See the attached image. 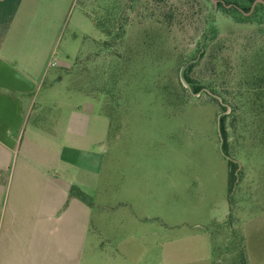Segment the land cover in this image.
Here are the masks:
<instances>
[{
  "label": "rangeland",
  "instance_id": "rangeland-1",
  "mask_svg": "<svg viewBox=\"0 0 264 264\" xmlns=\"http://www.w3.org/2000/svg\"><path fill=\"white\" fill-rule=\"evenodd\" d=\"M154 1H11L25 27H54L34 108L0 155V253L7 235L11 264L21 263L23 235L42 225L58 233L60 216L77 236L89 218L73 264H264V119L251 130L240 117L224 122L237 163L229 190L220 119L230 108L183 78L206 21L230 61L253 31L210 0H167L189 10L169 26L150 17ZM195 76L210 78L204 69ZM213 83L231 98L225 75ZM62 184L86 198L75 196L84 210H62Z\"/></svg>",
  "mask_w": 264,
  "mask_h": 264
},
{
  "label": "crops",
  "instance_id": "crops-1",
  "mask_svg": "<svg viewBox=\"0 0 264 264\" xmlns=\"http://www.w3.org/2000/svg\"><path fill=\"white\" fill-rule=\"evenodd\" d=\"M12 0H0V155L11 151L21 131L28 121L34 108L35 96L43 85V79L49 66L47 63L42 72L40 66L45 62V51L50 49L54 39L47 42L46 31H53V26L46 27L44 21L41 26L31 30L23 22L21 4ZM15 8V10H14ZM33 34L30 38V34ZM27 35V36H26ZM24 49L27 51L24 52ZM15 67L24 66V71L15 70ZM0 158H2L0 156ZM3 167L0 166V171ZM70 184L60 187L62 210L78 206L76 197H69ZM66 200V201H65ZM84 210L83 206H78ZM87 215V210L83 214ZM4 219L0 218V233ZM13 224V223H12ZM40 224V223H39ZM11 225V224H10ZM71 225L62 219H55L54 228L57 232H47L42 225L40 232L30 229L21 240L20 264H73L76 260L79 246L89 234V218L83 221V232L79 236L62 226ZM36 226V224H35ZM54 229V230H55ZM11 239L5 235L1 245L0 264H11L9 244Z\"/></svg>",
  "mask_w": 264,
  "mask_h": 264
},
{
  "label": "trees",
  "instance_id": "trees-1",
  "mask_svg": "<svg viewBox=\"0 0 264 264\" xmlns=\"http://www.w3.org/2000/svg\"><path fill=\"white\" fill-rule=\"evenodd\" d=\"M254 1L220 0L217 2V10L221 15L230 18L236 25H243L253 31L247 37V40L251 42L248 49L237 51L235 59L231 61L230 58H224L225 48L221 46L224 43L220 32L213 21H206L200 33L198 55L190 58L189 65L183 70V78L193 94L202 92L206 98L216 103V100L221 98L230 108V112L220 119L223 139L221 149L227 158L229 190L235 178L237 163L227 145L224 122L228 117L233 118V121H236L234 118L240 117L245 127H250L251 130L254 127V119H258L261 124V118L264 119V4L257 3L251 10ZM154 2L157 10L154 12L151 9L150 17L155 16L164 24L169 26L174 23L182 24L189 17V10L184 9L186 4L184 1L178 4H169L167 0H155ZM206 2L210 1L206 0ZM110 33V30L104 32L105 37L109 38ZM102 43L106 44L104 41ZM220 62L221 65H219ZM202 69L208 72L210 77L208 80L195 76V72H200ZM221 74L234 83L233 91L230 92L231 98L228 100L220 94L213 83ZM184 91L188 97H191L186 88ZM217 105L221 106L219 103ZM220 108L224 112L227 111L226 106ZM70 196L81 197L86 201V198L79 192L70 191Z\"/></svg>",
  "mask_w": 264,
  "mask_h": 264
},
{
  "label": "water",
  "instance_id": "water-1",
  "mask_svg": "<svg viewBox=\"0 0 264 264\" xmlns=\"http://www.w3.org/2000/svg\"><path fill=\"white\" fill-rule=\"evenodd\" d=\"M215 6L217 5V0H210ZM257 3H261V4H264V1L263 0H255L251 6V10L254 8V6L257 4ZM223 154V153H222ZM224 156V155H223Z\"/></svg>",
  "mask_w": 264,
  "mask_h": 264
}]
</instances>
